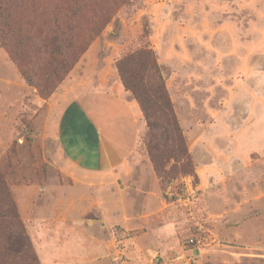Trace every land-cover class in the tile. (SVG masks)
I'll return each mask as SVG.
<instances>
[{"label":"rangeland","instance_id":"1","mask_svg":"<svg viewBox=\"0 0 264 264\" xmlns=\"http://www.w3.org/2000/svg\"><path fill=\"white\" fill-rule=\"evenodd\" d=\"M60 1L10 2L6 13L0 0V171L38 264H264V0L88 4L77 51L91 22L114 17L43 98L21 73L36 65L18 38L44 36ZM140 48L155 54L198 180L163 181L151 163L117 69ZM72 103L102 122L125 165L71 162L59 123Z\"/></svg>","mask_w":264,"mask_h":264},{"label":"trees","instance_id":"2","mask_svg":"<svg viewBox=\"0 0 264 264\" xmlns=\"http://www.w3.org/2000/svg\"><path fill=\"white\" fill-rule=\"evenodd\" d=\"M6 13L8 3L25 4L28 0H2ZM102 0H61L55 10L53 22L48 32L36 41L25 38L18 42L30 44L35 58L36 70H21L27 83L35 86L43 98L52 95L53 81H62L69 73L86 47L101 35L111 22L114 13L104 12L91 22L90 36L81 51L75 42L79 38V26L87 21L84 10L87 5L98 4ZM11 29L12 24L6 21ZM20 40V41H19ZM17 59L20 63L22 56ZM118 73L126 91L139 103L144 120L149 129L148 156L162 180L170 179L173 172L182 176L191 175L198 180L192 164L186 139L180 128L165 81L157 64L155 54L148 48H140L126 54L117 62ZM0 264H38L26 229L21 222L17 205L4 174L0 171Z\"/></svg>","mask_w":264,"mask_h":264},{"label":"crops","instance_id":"3","mask_svg":"<svg viewBox=\"0 0 264 264\" xmlns=\"http://www.w3.org/2000/svg\"><path fill=\"white\" fill-rule=\"evenodd\" d=\"M124 93L125 96L129 95L125 91ZM128 107L132 111V114L128 115V123L132 126L140 114L137 103L129 104ZM85 110L72 103L63 111L59 123V136L71 162L77 163L84 171L94 173L107 170L105 168L109 164L112 170L125 165L128 157L126 153H122V147L113 144L100 125L102 122L93 120Z\"/></svg>","mask_w":264,"mask_h":264}]
</instances>
